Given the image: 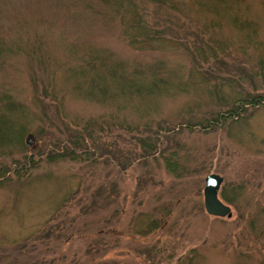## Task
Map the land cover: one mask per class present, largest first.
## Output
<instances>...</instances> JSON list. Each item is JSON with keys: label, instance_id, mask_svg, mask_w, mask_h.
<instances>
[{"label": "rangeland", "instance_id": "374dc122", "mask_svg": "<svg viewBox=\"0 0 264 264\" xmlns=\"http://www.w3.org/2000/svg\"><path fill=\"white\" fill-rule=\"evenodd\" d=\"M121 3L115 14L101 0H0V35L11 49L0 87L35 116L27 124L34 144L26 131L25 148L0 153L10 174L0 182V264H264V106L209 129L182 125L229 105L216 88L232 100L264 92V0ZM132 3L162 38L129 43ZM72 43L134 63L162 60L185 89L125 106L83 98L63 78L82 61L71 57ZM83 130L119 165L39 153ZM157 135L162 152L144 157ZM24 154L27 169L17 174ZM170 154L174 172L163 158ZM209 172L223 176L218 195L231 216L206 211Z\"/></svg>", "mask_w": 264, "mask_h": 264}, {"label": "trees", "instance_id": "16d2710c", "mask_svg": "<svg viewBox=\"0 0 264 264\" xmlns=\"http://www.w3.org/2000/svg\"><path fill=\"white\" fill-rule=\"evenodd\" d=\"M101 1L110 6L109 8L115 14L120 10L122 4V0ZM124 11L129 17L128 21L126 20L124 34L128 37L131 45L135 47L138 45L143 46V41L162 38V35L155 29L148 27L149 23L144 19V15L139 12L136 4L132 3ZM125 12L121 14L120 19L123 18ZM6 48L10 52L11 49L8 47V43L0 35V63L4 61ZM70 51L71 57H79L78 59L82 61L77 62L75 66L71 65L66 68L63 78L73 81L71 88L83 98L125 106L131 105L133 98H137L141 103H147L160 95L173 94L176 91L185 89L182 87L183 84H186L183 78H180V75L176 77L175 70L166 66L162 60L148 64L129 62L116 57L113 51L108 48H99L90 44L89 49H86V46L72 43ZM215 91L216 99L221 103L230 102L229 105L203 119L186 120L182 125L184 124L189 128L209 129L226 124L230 120L233 121L240 110L244 112L249 106L252 108L258 105L264 106L263 91L240 94L234 97L233 100L230 96L226 97L220 94L217 88L214 90V94ZM134 108L137 109V107ZM33 114L31 110L25 109L24 103L17 99L8 88L0 87V153H12L16 147L21 148V150L25 148V143L22 140L23 134L29 129L27 124L35 117ZM89 121L94 120L89 119ZM164 129V127H160L157 133L166 132ZM169 130L172 129L168 128ZM83 131L82 133H72L69 137L63 139H50L44 150L39 153L45 152V157L49 159L64 156L71 159L89 158L95 161L102 158L105 161L117 163L113 151H107L106 145L102 142L99 143L98 139H94L89 130ZM161 135H157L155 139H150L147 142L144 141L149 148L148 152L146 151L143 154L144 157L155 156L162 152V147H160ZM93 145H96V148ZM172 153L174 152L172 151ZM23 158L24 160H20L17 174H21L24 169H27V166L24 165L27 162L26 154L23 155ZM163 158L166 167L171 172L177 170L176 161H171L172 154L164 155ZM36 160L38 161L34 157L29 158L32 165L37 162ZM117 165L119 164L117 163ZM9 179V169L0 167V182L3 183Z\"/></svg>", "mask_w": 264, "mask_h": 264}, {"label": "water", "instance_id": "95a60500", "mask_svg": "<svg viewBox=\"0 0 264 264\" xmlns=\"http://www.w3.org/2000/svg\"><path fill=\"white\" fill-rule=\"evenodd\" d=\"M35 137L33 132L26 134L25 142L34 144ZM203 187V203L209 214L217 216H231L232 211L229 204L224 202L218 195L223 176L218 172H209L205 175Z\"/></svg>", "mask_w": 264, "mask_h": 264}]
</instances>
